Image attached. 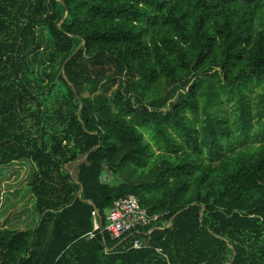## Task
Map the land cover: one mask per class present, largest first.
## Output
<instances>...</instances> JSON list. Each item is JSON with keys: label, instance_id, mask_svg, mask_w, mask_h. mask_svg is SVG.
Returning <instances> with one entry per match:
<instances>
[{"label": "trees", "instance_id": "16d2710c", "mask_svg": "<svg viewBox=\"0 0 264 264\" xmlns=\"http://www.w3.org/2000/svg\"><path fill=\"white\" fill-rule=\"evenodd\" d=\"M254 80L264 0H0V166L29 161L37 214L0 226V264H264ZM127 194L158 218L110 239Z\"/></svg>", "mask_w": 264, "mask_h": 264}, {"label": "rangeland", "instance_id": "374dc122", "mask_svg": "<svg viewBox=\"0 0 264 264\" xmlns=\"http://www.w3.org/2000/svg\"><path fill=\"white\" fill-rule=\"evenodd\" d=\"M42 46L45 50H48L52 47V44L44 40ZM44 54V65H47L46 71H49V65L51 64L55 67L57 59L51 60V57H46V51ZM89 71L92 76H96L97 92L105 94L112 92L114 87L106 82V76L112 72L110 66H91ZM38 76L45 78V80L47 79L43 74ZM263 83H258L254 80L250 84L251 90H245L251 100H253L256 93L262 90ZM223 107L225 108V112L228 113L231 110L232 103L224 102ZM190 117L193 118L191 115ZM196 118L200 119V116ZM197 123L195 122L196 125ZM155 150L157 151L156 147ZM30 174L31 165L27 160L0 166V226L5 224L8 227L24 228L36 221L37 214L32 207L34 199L27 191ZM106 176L107 174L104 172L102 174L103 180L106 179Z\"/></svg>", "mask_w": 264, "mask_h": 264}, {"label": "built area", "instance_id": "2783aa9c", "mask_svg": "<svg viewBox=\"0 0 264 264\" xmlns=\"http://www.w3.org/2000/svg\"><path fill=\"white\" fill-rule=\"evenodd\" d=\"M157 218V215L149 216L133 194H127L114 200L107 209L106 223L102 229L107 232L110 239L118 240L138 227L148 226ZM98 228L99 224L95 222L93 230ZM92 236V232L88 234V237ZM147 245V241L142 238H134L130 243L132 249H141ZM156 250L159 251L160 249L156 248Z\"/></svg>", "mask_w": 264, "mask_h": 264}, {"label": "crops", "instance_id": "0c3cea01", "mask_svg": "<svg viewBox=\"0 0 264 264\" xmlns=\"http://www.w3.org/2000/svg\"><path fill=\"white\" fill-rule=\"evenodd\" d=\"M95 222H97V224H98V221L97 220L94 221V224H95ZM94 224H93V226H94Z\"/></svg>", "mask_w": 264, "mask_h": 264}]
</instances>
